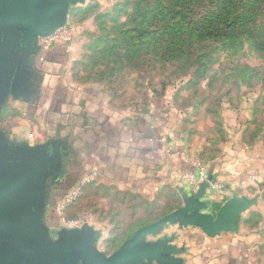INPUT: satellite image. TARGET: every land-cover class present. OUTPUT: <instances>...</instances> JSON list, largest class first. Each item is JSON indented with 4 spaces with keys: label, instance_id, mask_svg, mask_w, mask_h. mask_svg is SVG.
Masks as SVG:
<instances>
[{
    "label": "crops",
    "instance_id": "crops-1",
    "mask_svg": "<svg viewBox=\"0 0 264 264\" xmlns=\"http://www.w3.org/2000/svg\"><path fill=\"white\" fill-rule=\"evenodd\" d=\"M69 20L66 14L62 26ZM70 27L69 50L64 43L44 49L40 37L31 49L24 47L21 28L0 27V72L9 80L0 123L12 112L22 121L6 130L0 127V147L8 163H20L25 152H35L51 164L40 197V221L48 236L58 241L51 230L58 229L59 235L63 225L54 217L55 207L92 170L97 173L92 183L156 204V213L185 207L186 200L199 194L181 182L190 169L185 155L198 156L208 180L220 186L216 194L208 187L196 201L200 214L215 220L235 198L256 204L235 217L231 228L214 235L200 225L177 222L146 241H166L173 264H264V112L256 115L246 93L238 103L230 101L233 97L222 103L218 126L202 105L175 109L174 93L151 90L126 104L123 92L81 82L78 67L86 46L84 35L76 32L86 24ZM170 194L178 203L167 201ZM88 227L101 236L93 224Z\"/></svg>",
    "mask_w": 264,
    "mask_h": 264
},
{
    "label": "rangeland",
    "instance_id": "rangeland-1",
    "mask_svg": "<svg viewBox=\"0 0 264 264\" xmlns=\"http://www.w3.org/2000/svg\"><path fill=\"white\" fill-rule=\"evenodd\" d=\"M150 1L157 6V0ZM233 1L234 6L227 5L224 12L225 0H203L202 4L187 7L175 21L181 29L169 31L171 44L167 50L163 49L166 51L164 60L169 55L174 59L167 61L160 58L164 44L157 48L148 47L140 54L128 55L121 48L107 57H102L100 53L116 45V41H122L123 31L136 27L132 21L137 16L134 4L138 0H86L83 4H72L67 13L71 16L68 34L70 26L78 28L79 24H86L85 30L80 32L79 28L80 31L76 32L77 36L84 35L82 41L86 46L78 67L81 82L100 86V89L104 87L105 91L114 94L123 92L126 104L134 103L139 94L151 90L162 94L174 93L171 102L175 109L193 106L196 110L202 105L215 125L219 124L216 123L217 112L226 99L233 97L230 101L238 103L239 99L248 95L254 101L256 115L261 117L264 112V1L252 13L249 9L255 0ZM219 16L223 18L222 24L215 21ZM159 21L151 22L148 28L151 33L162 29L164 23ZM231 23L232 27L229 26ZM199 29L204 36L203 42L193 44L191 48L181 47L182 42L190 41L191 35ZM71 44L70 41L68 45ZM186 52L191 59H187ZM189 120H185L186 125ZM15 122L22 121L16 119L15 112H12L11 118L1 122L0 127L6 130ZM167 201L177 202L178 199L170 194ZM261 206L264 209V197ZM156 209V204L152 205L144 199L92 183L68 207L64 217L66 220L81 221L83 227L93 224L101 232V236L95 239V249L110 256L138 229L158 221L160 216L168 215L169 211L156 213ZM54 214L59 219L55 211ZM255 215L252 219L257 218ZM63 223L61 221V232L70 230ZM35 231L38 233L37 229ZM51 231L59 240L58 229ZM36 236V242L43 240L48 245L54 244V238L43 237L40 232ZM5 245H8V239L0 237V248ZM55 264L82 262L74 255Z\"/></svg>",
    "mask_w": 264,
    "mask_h": 264
},
{
    "label": "water",
    "instance_id": "water-1",
    "mask_svg": "<svg viewBox=\"0 0 264 264\" xmlns=\"http://www.w3.org/2000/svg\"><path fill=\"white\" fill-rule=\"evenodd\" d=\"M85 1L0 0V27L21 28V45L31 49L37 37L48 36L63 27L70 4ZM8 87L9 80L0 72V102ZM50 166L43 155L35 152H25L20 163H8L0 147V237L8 239V245L0 248V264H55L74 255L82 264H143L144 260L149 264L153 260L173 264L168 257L172 251L165 249L167 242L150 243L146 241L147 236L157 235L163 227L177 222L200 225L208 234L214 235L231 228L234 218L257 202L232 199L213 220L211 216L199 213L200 206L196 202L210 186L208 180L200 186L199 194L186 200L185 207L141 227L115 253L107 256L95 249L96 235L88 226L61 232L55 245L35 241L39 232L43 237H49L40 221L43 204L40 197L43 174Z\"/></svg>",
    "mask_w": 264,
    "mask_h": 264
},
{
    "label": "trees",
    "instance_id": "trees-1",
    "mask_svg": "<svg viewBox=\"0 0 264 264\" xmlns=\"http://www.w3.org/2000/svg\"><path fill=\"white\" fill-rule=\"evenodd\" d=\"M157 6H153L150 0H138V3L134 4L137 8V16L133 19L132 22L135 23L136 27H132L128 31H123L121 34L122 41H116V45L111 48H105V50L101 51L102 57H107L108 54L112 55L119 48L121 50H125L126 53L129 54H140L144 49L148 47L157 48L159 46H163L164 50H167L168 45L171 44V34L169 31L180 30L181 28L176 24L175 21L183 15L184 10L187 7L192 6L194 4H202L203 0H157ZM264 0H255L252 7L249 9V12L252 13L257 8V5ZM233 7V0H225L222 8V12L225 11V7ZM236 13V12H234ZM139 20V23H137ZM160 20V21H159ZM163 22L164 26L162 29H156V32H150L148 30L151 22ZM215 21H219L222 24L223 18L221 16L215 18ZM134 26V25H133ZM233 26V23L229 25ZM159 31V33H158ZM159 34V35H158ZM176 34V33H175ZM160 37H158V36ZM189 37V36H188ZM190 41L182 42L181 47L191 48L193 44H201L203 42V37L201 34V30L194 32L191 35ZM206 39V38H205ZM139 44V45H138ZM166 51H163L161 55V59L166 58ZM185 56V52L183 53ZM187 59H191V55L186 52ZM174 57L169 55L167 56V60H173Z\"/></svg>",
    "mask_w": 264,
    "mask_h": 264
},
{
    "label": "built area",
    "instance_id": "built-area-1",
    "mask_svg": "<svg viewBox=\"0 0 264 264\" xmlns=\"http://www.w3.org/2000/svg\"><path fill=\"white\" fill-rule=\"evenodd\" d=\"M67 27H62L55 31L54 33L40 37V43L44 49H50L59 43L67 44L72 40L70 37L68 38ZM70 49V45H68V49ZM186 161L190 165V169L185 171L181 176L182 184L191 190L193 193L197 192L200 189V186L208 181L207 177V169L205 164L198 158L185 155ZM97 176L95 170L90 171L87 175H85L70 191L58 202L55 207L56 215L64 222V226L70 230L72 229H81L83 227L81 221L79 220H66L64 217L65 211L68 209L70 205L75 203L83 189L91 184ZM244 183H242L243 185ZM219 185L216 183L210 182V191L212 194H216L219 190Z\"/></svg>",
    "mask_w": 264,
    "mask_h": 264
}]
</instances>
